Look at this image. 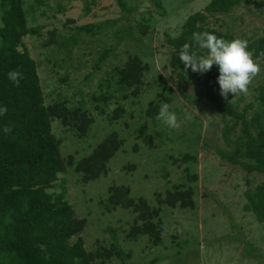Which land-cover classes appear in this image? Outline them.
I'll list each match as a JSON object with an SVG mask.
<instances>
[{
  "label": "trees",
  "instance_id": "16d2710c",
  "mask_svg": "<svg viewBox=\"0 0 264 264\" xmlns=\"http://www.w3.org/2000/svg\"><path fill=\"white\" fill-rule=\"evenodd\" d=\"M40 1V0H37ZM155 1L160 8L161 1ZM181 5L185 3L180 2ZM94 0L87 3L85 11L90 10ZM122 15L116 19H103L98 23L82 25H70L74 31L71 34L50 33L49 44L45 47L55 46L66 53H70L71 47L79 42H84L82 34L89 36L88 41L104 35L107 39L120 41L124 38L134 39V29L141 36H145L152 26L153 16H141L133 25L118 26L121 20L126 21L127 14L138 10V0H116ZM256 7L258 12L264 13V0H209L202 11L189 15L180 27V31L173 38H167L166 43L171 48L172 56L168 65L173 73V81L176 86L204 85L202 91H196L193 97L183 94L188 101L202 102L206 99L213 105L221 117L220 137L214 145L215 152L221 161L232 166H238L247 174L258 173L264 178V71L263 80L257 86L258 109L249 112L253 103L241 106V98L232 100L231 93L222 99L217 82L219 75L215 65L206 72H193L189 68L186 72L183 63L177 53L187 43L194 46L192 33L209 31L218 37L232 40L234 34L228 31H219L211 26L210 18L219 19L221 16H229L240 7ZM34 12L31 5L26 6L22 0H0V107L7 111L0 115V264H131L130 252H125L118 244L116 228L106 227L102 233L109 234L107 240L96 239L94 247L86 246L81 237L86 227V220L75 216L74 207L64 197L63 191L56 192L59 177L71 171L76 174L80 182L88 185L90 182L100 180L108 173V164L119 153H125V137L145 138L153 135L162 142L169 129L173 134L170 142L188 146L195 145V130L199 131L202 124L199 118L193 117L189 121L191 136H180L176 129L169 128L156 119L159 107L162 103H168L171 110L179 113V109L171 106L175 94L172 87L168 86L163 76L152 78L151 82H145L150 75L153 64L144 62L138 54L131 55L128 60L114 66L113 70L106 73L105 94L93 95L92 101L97 103L95 109L104 113L110 99L116 94H123L126 98L128 92L133 98H137L144 88L153 93L146 109L142 112L141 121L135 123L136 127L127 135L115 129H109L102 139L92 147L90 154L82 156L85 148L77 153L81 157L70 154L61 155V136L57 137L54 130L59 123L64 129L70 130L72 135L82 139L90 133L95 125L86 102L81 98L73 103L67 99H53L51 103L46 101L44 87L41 83L38 68L39 62L32 56L31 49L26 46L28 38L39 36L42 26H28V14ZM164 15V12L157 11ZM75 20L67 19L66 25L75 24ZM114 27L112 38L107 32ZM142 40V38H140ZM248 50L252 52L253 59L264 58V36L253 40L248 39ZM115 46L104 47L97 52L93 65V72L86 76L91 79L93 73L98 71L113 53ZM198 54H205L204 49H195ZM69 59V57H68ZM9 71H18L22 74L19 84H14L7 78ZM151 76V75H150ZM118 108L114 111L111 121H117L125 110L118 102ZM131 117V115H130ZM126 128H132L131 123H124ZM10 131H4V129ZM152 129V133L149 132ZM175 130V131H174ZM124 134L126 136H124ZM123 135V136H122ZM190 137V138H189ZM134 150H139L138 143H134ZM176 166H183V177L180 182L173 184L164 194L155 193L156 205H151L140 196L132 198L129 186L117 184L113 181L108 186L106 195L99 200V205L105 213L116 210H125L131 213L132 220L127 230L129 239H137L141 236L148 237L149 248H155L163 243L162 220L160 214L163 208L194 210V200L198 179L196 167L198 163L197 150H185L178 157L169 156ZM161 171L164 177H168L166 170V157H161ZM163 162V163H162ZM135 163L122 166L124 171L130 172L135 168ZM184 178V179H183ZM245 203L242 210L254 219L259 225H264V181L248 187L243 192ZM228 219H231L228 216ZM173 245L175 248L185 246L182 240H177L175 234ZM216 238V240H223ZM235 241L242 238L235 235L230 237ZM104 239V238H103ZM244 253L255 259H260L255 247L244 243ZM118 260V261H117ZM153 260L152 262H155ZM128 262V263H127ZM264 264V261H260Z\"/></svg>",
  "mask_w": 264,
  "mask_h": 264
},
{
  "label": "rangeland",
  "instance_id": "374dc122",
  "mask_svg": "<svg viewBox=\"0 0 264 264\" xmlns=\"http://www.w3.org/2000/svg\"><path fill=\"white\" fill-rule=\"evenodd\" d=\"M26 6L31 5L34 12L28 14V26H42L39 36L28 38L25 42L32 51V56L39 62L38 74L43 85L46 101L51 103L53 99H67L72 103L77 99H83L88 106L95 125L88 136L79 139L72 135L70 130L64 129L59 123L53 125L57 137L61 136V155L66 157L77 153L85 148L82 156L90 154L92 147L99 142L108 130L115 129L118 132H132L135 123L141 121L140 115L146 109L148 102L153 99V93L144 88L137 98H133L130 91L126 98L123 94H116L100 114L95 106L97 103L91 100L93 95L105 94L106 73L113 70L114 66L124 64L133 54H138L144 62L153 64L150 75L145 82H151L158 75L164 77L168 86L172 87L175 94L171 106L179 109L177 114L180 126L176 132L180 136H191L189 121L184 119V113L188 112L191 117L200 119L202 127L195 130V145L188 146L187 143L170 142L175 134L169 129L167 136L160 142L155 136L145 138L125 137V153H119L108 164V173L100 180L84 185L78 176L71 171L59 177L56 192L63 191L60 184L64 186V197L74 207L77 218L85 219L87 224L81 237L86 246L94 247L96 239L107 240L109 234L102 233L106 227L117 229L118 244L125 252H130L131 264H260L264 261V225L259 226L250 214L242 210L245 203L243 192L248 187L264 181L261 174H247L238 166H232L221 161L215 152L214 145L220 137L221 117L215 107L206 99L202 102L188 101L183 97L187 94L193 97L196 91L200 92L204 85H182L176 86L173 81V73L168 65L172 56L171 48L166 43L167 38H173L179 33L184 20L191 14L202 11L209 0H160V8L153 0H138V10L127 14L126 21L121 20L118 26L135 25L141 16L152 18V28L145 36H141L134 29V39L124 38L120 41L107 39L104 35L88 41L89 36L81 35L85 40L71 47L70 53L55 46L45 47L49 44L50 33L71 34L74 30L68 28L70 25H82L87 23H98L103 19H116L125 15L116 4V0H94L90 10L85 11L87 3L91 0H22ZM180 2L185 3L181 5ZM164 12V15L158 12ZM229 16H221L219 19L210 18L211 26L219 31H231L234 38L246 40L264 36V13L258 12L256 7H240ZM75 20V24L66 25L67 19ZM135 27V26H134ZM114 27L107 30L112 38ZM142 38V40L140 39ZM115 46L109 59L103 63L100 69L93 73L91 79L86 76L93 72V65L97 52L104 47ZM69 57V59H68ZM260 71L253 77L248 86L246 94L232 95V100L240 97L241 106L253 103L249 112L258 109L257 86L262 82L264 71V58L258 59ZM172 77V78H171ZM219 96L224 97L218 92ZM116 98L125 110L117 121H111L114 111L118 108ZM131 115V117H130ZM131 123L132 128H126L124 123ZM167 126V125H166ZM175 131V130H174ZM152 133V129L149 131ZM124 134V136H126ZM123 136V135H122ZM190 138V137H189ZM134 143H138L139 150H134ZM185 150H197L196 172L198 179L195 184L196 192L194 200L196 209L182 210L163 208L160 218L162 220L163 243L155 248H149L148 237L141 236L137 239H129L127 230L130 226L132 215L125 210H116L105 213L99 205V200L104 198L108 186L115 181L117 184H125L131 190V197L143 196L149 204L156 205L155 193L164 194L171 189L173 184L180 182L183 177V166L172 163L169 156L178 157ZM166 157L165 168L168 177L160 170L162 164L155 161ZM135 163V168L124 171L122 166ZM163 163V162H162ZM184 179V178H183ZM230 216L231 219H228ZM175 234L177 240L187 243L183 247L175 248L173 240ZM237 235L241 241H235L230 237ZM223 240H216L222 238ZM104 238V239H103ZM251 243L260 259L247 256L243 249L244 243ZM156 260L155 262H152ZM118 261V260H117ZM119 262V261H118ZM116 262V264H119ZM127 262V263H128Z\"/></svg>",
  "mask_w": 264,
  "mask_h": 264
},
{
  "label": "clouds",
  "instance_id": "9594fccd",
  "mask_svg": "<svg viewBox=\"0 0 264 264\" xmlns=\"http://www.w3.org/2000/svg\"><path fill=\"white\" fill-rule=\"evenodd\" d=\"M192 41L193 47L185 43L177 53L185 72L190 68L193 72L203 74L215 65L219 72L217 82L223 97L227 98L229 93L235 96L248 92L251 80L260 71V65L253 59L246 40H226L213 32L198 31L192 33ZM196 48L206 50L205 54H198ZM7 78L14 84H19L23 77L18 71H9ZM6 111L5 107H0V115ZM191 118L190 113H184L185 120ZM156 119L172 129L180 126L177 113L166 102L160 105ZM4 131L10 129L6 128Z\"/></svg>",
  "mask_w": 264,
  "mask_h": 264
}]
</instances>
